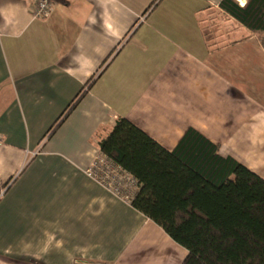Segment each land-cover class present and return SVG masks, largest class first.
Here are the masks:
<instances>
[{
	"label": "crops",
	"instance_id": "obj_1",
	"mask_svg": "<svg viewBox=\"0 0 264 264\" xmlns=\"http://www.w3.org/2000/svg\"><path fill=\"white\" fill-rule=\"evenodd\" d=\"M222 1L55 0L34 18L36 0H0V264H183L87 174L118 118L169 151L195 129L264 179V44Z\"/></svg>",
	"mask_w": 264,
	"mask_h": 264
},
{
	"label": "trees",
	"instance_id": "obj_2",
	"mask_svg": "<svg viewBox=\"0 0 264 264\" xmlns=\"http://www.w3.org/2000/svg\"><path fill=\"white\" fill-rule=\"evenodd\" d=\"M220 7L264 44V0ZM99 146L138 181L133 207L187 249L183 264H264V179L218 145L190 128L169 151L118 118Z\"/></svg>",
	"mask_w": 264,
	"mask_h": 264
},
{
	"label": "built area",
	"instance_id": "obj_3",
	"mask_svg": "<svg viewBox=\"0 0 264 264\" xmlns=\"http://www.w3.org/2000/svg\"><path fill=\"white\" fill-rule=\"evenodd\" d=\"M55 5V0H36L31 8L34 18H43L49 15ZM3 138L0 135V145ZM87 174L98 181L113 194L132 201L137 190L138 181L120 165L104 154L98 156L87 169ZM95 264H104L97 262Z\"/></svg>",
	"mask_w": 264,
	"mask_h": 264
},
{
	"label": "rangeland",
	"instance_id": "obj_4",
	"mask_svg": "<svg viewBox=\"0 0 264 264\" xmlns=\"http://www.w3.org/2000/svg\"><path fill=\"white\" fill-rule=\"evenodd\" d=\"M97 263V262H96ZM95 264V263H94Z\"/></svg>",
	"mask_w": 264,
	"mask_h": 264
}]
</instances>
